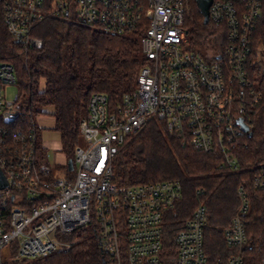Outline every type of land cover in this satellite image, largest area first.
I'll return each mask as SVG.
<instances>
[{"label":"built area","instance_id":"built-area-1","mask_svg":"<svg viewBox=\"0 0 264 264\" xmlns=\"http://www.w3.org/2000/svg\"><path fill=\"white\" fill-rule=\"evenodd\" d=\"M15 42L42 48L34 35L51 16L77 17L111 34L141 30L144 65L134 91L112 106L104 93L91 96L74 150L72 177L56 176L42 159L41 128L21 107L15 67L0 63V264L16 243L15 258L34 259L67 250L70 235L93 225L104 264H246L251 201L238 189L240 207L223 233L232 252L211 261L206 250L207 209L174 225L171 211L181 200L180 181L164 179L133 186L115 182L113 161L129 134L152 120L164 121L184 146L216 154L220 167L242 168V150L253 138L264 105V0H212L209 23L223 47L209 58L190 49L187 16L191 0H0ZM22 116L29 124H19ZM248 126L245 131L240 122ZM249 131L253 133L249 136ZM253 185L264 191V162Z\"/></svg>","mask_w":264,"mask_h":264},{"label":"trees","instance_id":"trees-1","mask_svg":"<svg viewBox=\"0 0 264 264\" xmlns=\"http://www.w3.org/2000/svg\"><path fill=\"white\" fill-rule=\"evenodd\" d=\"M190 49L209 58L223 47V35L211 23L205 24L196 0H191L187 16ZM264 44V22L258 29ZM34 35L43 40L42 48L26 49L14 41L4 22L0 1V63L15 67L21 107L31 116L54 107L56 129L62 134L63 149L69 160L80 144V122L87 115L91 96L104 93L112 106L136 89L144 65L141 30L111 34L99 26L83 24L77 17L51 16L38 24ZM264 109V105L262 106ZM254 120V137L242 150V168L220 167L216 154L184 146L171 134L164 121L152 120L129 134L113 161L115 182L133 186L164 179L181 182V200L171 211L174 225L189 218L197 205L207 209L210 227L206 230V250L211 261H224L232 250L224 229L229 227L239 207L238 189L245 187L251 201L245 249L246 264H264V191L256 189L255 166L264 162V113ZM31 117L22 116L27 126ZM77 241L71 248L34 259L15 258L16 243L3 250L1 264H103L98 232L93 225L70 235Z\"/></svg>","mask_w":264,"mask_h":264},{"label":"crops","instance_id":"crops-1","mask_svg":"<svg viewBox=\"0 0 264 264\" xmlns=\"http://www.w3.org/2000/svg\"><path fill=\"white\" fill-rule=\"evenodd\" d=\"M54 111L55 109L52 106H48L43 109L42 114L51 115L53 117L51 122L44 121L40 124V145L42 146V159L52 166L53 173L56 176L72 177L74 175L73 172H71L73 165H70L71 160H69L64 152L62 134L56 129ZM55 149H58L62 155L60 156L53 154V150Z\"/></svg>","mask_w":264,"mask_h":264},{"label":"water","instance_id":"water-1","mask_svg":"<svg viewBox=\"0 0 264 264\" xmlns=\"http://www.w3.org/2000/svg\"><path fill=\"white\" fill-rule=\"evenodd\" d=\"M198 8L200 10V12L202 13L203 17H204V23L208 24L209 22V9L212 3V0H196ZM242 127L245 131H248V126L246 124H244V122L242 120H240ZM253 133L249 131V136H252ZM70 165L72 166L73 163L72 161H70ZM6 179L5 176L3 175L1 169H0V188H3L6 186ZM103 264L105 263V260L103 259Z\"/></svg>","mask_w":264,"mask_h":264},{"label":"rangeland","instance_id":"rangeland-1","mask_svg":"<svg viewBox=\"0 0 264 264\" xmlns=\"http://www.w3.org/2000/svg\"><path fill=\"white\" fill-rule=\"evenodd\" d=\"M18 91V86L17 85H9L8 86V96L10 99H12L15 95V93H17ZM52 117L51 115H46V114H39V115H35L34 116V121L35 123L40 127V124L44 121L46 122H51L52 121ZM80 145L85 147L87 145V142L84 138H81V141H80ZM59 148V147H58ZM53 154L55 155H62L61 152L58 151V149H55L53 150Z\"/></svg>","mask_w":264,"mask_h":264}]
</instances>
